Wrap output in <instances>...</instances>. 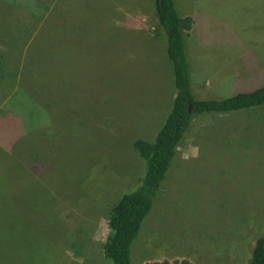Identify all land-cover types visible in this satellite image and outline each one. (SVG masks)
Returning <instances> with one entry per match:
<instances>
[{
    "label": "rangeland",
    "instance_id": "374dc122",
    "mask_svg": "<svg viewBox=\"0 0 264 264\" xmlns=\"http://www.w3.org/2000/svg\"><path fill=\"white\" fill-rule=\"evenodd\" d=\"M61 1L66 12L73 10L66 27L76 35L65 42L80 51L77 67L58 71L46 64L39 84L43 70L19 72L16 61L54 59L0 57V77L20 74L24 81L0 103L1 111L13 113L0 120L9 133L0 129V142L3 148L17 142L19 158L9 163L0 154V177H25L17 191L22 205L32 206L12 220L0 216V264H112L103 253L106 218L139 185L145 166L133 142L157 133L165 106L152 98L173 84L146 33L125 27V20L142 15L158 22L154 0ZM37 2L0 0L1 55L11 52L13 16ZM220 11L232 23L209 16L205 35L226 48L207 52L206 70L191 72L194 82L207 80L209 100L264 85V3L235 0ZM14 114L46 124L45 134L21 136L9 126ZM188 132L131 246V264H248L256 238L264 237V105L197 115Z\"/></svg>",
    "mask_w": 264,
    "mask_h": 264
},
{
    "label": "crops",
    "instance_id": "0c3cea01",
    "mask_svg": "<svg viewBox=\"0 0 264 264\" xmlns=\"http://www.w3.org/2000/svg\"><path fill=\"white\" fill-rule=\"evenodd\" d=\"M184 1V2H182ZM235 0H177L179 5V10L177 7L176 0H173L176 12L180 18H190L191 19V26L188 30L183 32L184 34V51L188 65V72H189V88L190 93L195 100H209L210 94L205 88L209 86L207 80L204 82L203 85L201 83L194 82L192 78V74L201 73V71L206 70L207 63L205 62V54L209 51L219 52L221 49L226 48L225 45H220L215 43L214 41H210V38L205 35L209 34L208 31H211V21L210 18H213L216 21L224 20L230 23L231 20L229 19L230 14L221 12V8H225L226 5L232 4ZM257 2L258 0H250ZM264 3L263 0H259ZM61 0H39L37 4L32 3V6H22L24 11H19L18 15L13 16L12 24L13 29L12 32L15 33L14 37L11 38V52L5 53L2 56H12V57H25L30 56L35 58L38 57H51L54 59L53 62H43L41 65L40 61L33 62L30 60L28 63L26 61L18 62L16 61L17 70L22 72L21 69L33 72L35 69H41V73L43 74V83L40 82L39 84H44V74H46V64H51L52 69H57L60 71L62 66L70 65L73 69L79 65L80 62V51L78 48L74 47V45L67 43V39H73L76 33L72 31H67V25L71 23L73 20V10L71 9L66 12V4ZM184 3V4H183ZM18 6V5H16ZM183 8V9H182ZM41 9V10H40ZM210 16V18H209ZM208 18V19H207ZM6 19V18H4ZM211 19V20H213ZM125 27L128 30L136 28L141 29L146 33L148 40V46L152 47L153 49L149 50L151 52H158L159 55L162 57V67H159L162 71L163 68L167 70V72L172 73L173 76V68L170 59L167 56V41L165 39V34L159 27L158 22L154 19L151 21L146 15H142L141 19H127L125 20ZM123 22V23H124ZM154 25V26H153ZM156 26V28H155ZM66 30V32L64 31ZM109 31L112 33V30L109 28ZM107 33L111 36V33ZM203 32L202 35H199ZM225 31H221V36L224 37ZM144 42L145 40H141ZM139 46L145 49H148L146 45L140 41ZM231 47V45H229ZM43 55V56H42ZM167 56V57H166ZM216 58L218 54L214 55ZM168 58V59H167ZM73 60H76L78 63H73ZM215 60L209 61L214 62ZM29 64V65H28ZM77 64V65H76ZM86 64V63H84ZM29 67V70L27 69ZM233 70L236 69L233 65ZM231 69V68H230ZM50 74V73H48ZM4 77H0V103H4L9 98V94H13L14 91L11 86H16L18 83L23 85L22 79L20 74H17L15 78L12 80L5 79ZM168 84V82L166 83ZM37 86V85H36ZM200 88H199V87ZM145 87L149 89H153L157 87V83H146ZM197 88L199 89L200 93L195 94L197 92ZM177 90L174 86V83L170 82L169 88L167 91L159 92L154 94L153 101L155 104H162L165 106L164 115L158 117L159 124L157 125V133L161 129L162 125L165 122L166 116L171 110L173 100L176 96ZM152 95V94H151ZM196 95H199L197 97ZM71 100V99H67ZM70 102V101H69ZM9 112L10 115H13L12 110L1 111L0 110V120L6 119V114ZM197 117V116H196ZM195 117V118H196ZM11 118V117H10ZM192 120L191 124L195 120ZM31 118L27 117L26 122L19 116L15 115L11 118L10 127L12 128L13 125L15 126L13 130H20L21 136H33V135H40L41 131H46L47 125L42 124L40 126V122L38 124H32L33 121L36 119L32 117L34 120H30ZM41 119V117L39 118ZM197 121V120H196ZM190 124V126H191ZM2 126V127H1ZM0 129H4L7 133V128L4 125H0ZM152 133V132H151ZM156 134H154L153 138H146L142 136L141 139L147 142H153ZM9 134V133H7ZM19 134V133H18ZM45 134V133H44ZM43 134V135H44ZM190 132L186 133L183 137L184 142L185 136ZM46 136V135H45ZM45 138V137H44ZM190 139V138H189ZM3 143V142H2ZM2 143L0 142V154L3 155V158H6L8 162L17 163L19 158L17 159V142L13 143L11 140L8 142V146L3 148ZM179 144V146L181 145ZM178 146V148H179ZM177 148V153H178ZM31 153V150H27ZM26 151V154H27ZM3 153H9L3 154ZM24 153L21 156H24ZM19 155V154H18ZM30 156V155H29ZM24 159V158H23ZM26 159L28 157L26 156ZM24 161V160H23ZM15 166V165H14ZM23 166V165H22ZM31 163L24 161V167H30ZM25 177L19 178L17 176H3L0 177V216L6 215L12 220V217L15 215H19L25 213L23 211H30L29 204H24V202L20 199L22 198L21 194L17 191L18 179L19 182H23ZM30 177H27V180H30ZM16 189V190H15ZM29 205L28 208L26 206ZM21 211V213L19 212ZM19 212V214H17Z\"/></svg>",
    "mask_w": 264,
    "mask_h": 264
},
{
    "label": "trees",
    "instance_id": "16d2710c",
    "mask_svg": "<svg viewBox=\"0 0 264 264\" xmlns=\"http://www.w3.org/2000/svg\"><path fill=\"white\" fill-rule=\"evenodd\" d=\"M158 24L167 41V56L172 63L173 83L177 90L172 107L153 142L138 139L133 148L144 160V174L132 192L124 194L106 218L108 233L103 253L112 264H131V246L142 222L149 214L153 200L166 178L192 120L201 114H229L264 105V85L246 93L219 100H195L189 88V72L184 51V34L191 26L190 18H180L173 0H154ZM142 264H170L166 260ZM180 264H189L182 261ZM248 264H264V237L256 238Z\"/></svg>",
    "mask_w": 264,
    "mask_h": 264
}]
</instances>
